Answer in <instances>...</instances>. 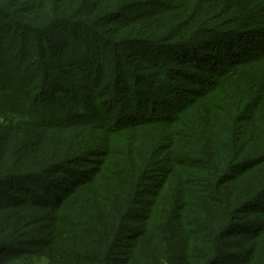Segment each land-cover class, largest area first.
<instances>
[{
    "label": "rangeland",
    "instance_id": "1",
    "mask_svg": "<svg viewBox=\"0 0 264 264\" xmlns=\"http://www.w3.org/2000/svg\"><path fill=\"white\" fill-rule=\"evenodd\" d=\"M208 3L0 0V264H264V59L183 61L257 28Z\"/></svg>",
    "mask_w": 264,
    "mask_h": 264
},
{
    "label": "trees",
    "instance_id": "2",
    "mask_svg": "<svg viewBox=\"0 0 264 264\" xmlns=\"http://www.w3.org/2000/svg\"><path fill=\"white\" fill-rule=\"evenodd\" d=\"M224 1L225 0H212V2H214L215 4L213 5L209 3L208 4H209V7L211 8H216L214 7L215 5H217L218 7L221 6L222 9L225 11L226 5L225 6L222 5ZM229 2H235L234 11L237 15H240V18L238 19L239 22L240 21L244 22V18H245L243 15L244 12L245 14H252V17L255 19V22H256L252 26H256L257 28L247 29L241 32L239 31L238 33H235V34L232 33L236 35V37L234 38H231L228 36L225 37L223 40L220 41V43H225V46L221 47L220 45L215 49V52L217 53V55L210 54L207 57L208 53H206V54H203V57L201 59L197 60V58H195L196 61L189 56L188 58H184L183 61H186V62L189 61L192 69H193V66L199 65L198 68L201 70L200 72H204L212 76H216V77H222L224 74H229L230 72L232 73L236 72L238 69L242 68L243 66L252 65L251 62H253L254 60H257L259 58L264 59V0H228V3ZM115 21H118V19H115ZM179 29L180 30L177 33L174 32V34L176 36L180 35V37L178 36L177 37L178 39L182 40L180 41L181 43H195V41L193 40H196L197 36L198 37L201 36L199 35L198 28L195 30L193 29L194 30L193 31L189 29V26L187 25L182 28L180 27ZM211 32L213 36L216 33H220L222 31L216 32V31H212L211 29ZM126 38H129V36ZM66 40L67 39H65L64 41ZM66 48L67 47L65 48L62 47V50ZM186 53L188 54V52ZM192 54L198 55L195 53H192ZM1 64L2 65L6 64V61H2ZM73 66L75 67L79 66L78 62L74 63ZM203 66H206V68H204ZM197 81L202 82L200 79L197 78L196 84H199ZM207 83H209V81H207ZM64 91L65 93H67V85H64ZM16 103H14L13 106H15ZM34 108L38 109V107H34ZM44 113L47 114L48 116L49 115L54 116L55 108L53 106L46 105L45 107L42 108V114ZM125 114H132V112L130 110H127L126 112L124 111L123 113H120L121 116H124ZM167 115H170V114L165 113L163 111L161 116L166 117ZM161 120H164V119H161ZM131 121H134V120L131 119ZM46 124H49V121L46 122Z\"/></svg>",
    "mask_w": 264,
    "mask_h": 264
}]
</instances>
